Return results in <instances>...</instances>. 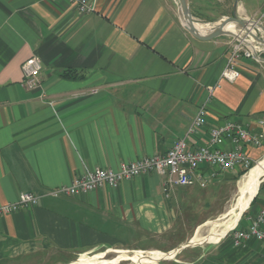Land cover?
I'll use <instances>...</instances> for the list:
<instances>
[{
    "label": "crops",
    "instance_id": "crops-1",
    "mask_svg": "<svg viewBox=\"0 0 264 264\" xmlns=\"http://www.w3.org/2000/svg\"><path fill=\"white\" fill-rule=\"evenodd\" d=\"M188 1L193 18L205 25L235 16L264 26V0ZM88 2L94 11L80 14L69 0H0V205L22 192L44 195L36 206L0 217V264L148 250L154 247L142 245L153 238L162 241L154 249L176 254L237 171L210 178L202 167L192 185L167 194L155 173L80 196L46 194L86 171L165 153L203 106L206 122L191 147L206 145L210 128L225 121L264 131V61L241 58L238 79H220L232 37H193L171 0ZM33 56L41 72L39 87L29 91L22 65ZM69 72L75 78L63 76ZM229 147V141L222 145ZM244 152L252 161L264 155L249 146ZM259 183L230 230L246 228L264 209V180ZM226 234L178 264H264L262 243L235 246Z\"/></svg>",
    "mask_w": 264,
    "mask_h": 264
},
{
    "label": "built area",
    "instance_id": "built-area-1",
    "mask_svg": "<svg viewBox=\"0 0 264 264\" xmlns=\"http://www.w3.org/2000/svg\"><path fill=\"white\" fill-rule=\"evenodd\" d=\"M69 1L80 14L94 11L93 5L88 0ZM239 34H243L242 37H245L246 41L250 43L251 37L244 36V32H239ZM259 52L260 49L256 45L253 44L251 48L233 38L230 53L220 73V79L234 83L240 75L239 60L241 58L258 60ZM40 72L41 60L36 56L27 59L22 65V86L29 91L37 89ZM209 91L211 94L213 90L209 89ZM206 118L207 110L203 106L197 111L185 137L174 141L163 154L120 163L115 170L97 168L86 171L82 175L74 177L70 184L51 190L46 195L53 198L74 197L104 188L116 189L122 181L148 173H155L160 177L162 191L167 194L174 187L192 185L195 181L192 174L202 167H208L211 170L210 178L238 169L249 171L253 161L244 152V148L249 146L264 149V131L251 132L234 121H225L223 124L210 128L209 141L206 145L191 147L190 139L200 134ZM259 124L264 126V118L259 121ZM225 141L230 142V147L227 149L222 148ZM198 180L201 186L205 185V179L199 177ZM43 196L29 192L19 193L16 201L0 205V217L20 209L36 206ZM236 226L229 231L235 246H240L249 239H254L264 245V209L246 228L237 229Z\"/></svg>",
    "mask_w": 264,
    "mask_h": 264
},
{
    "label": "rangeland",
    "instance_id": "rangeland-1",
    "mask_svg": "<svg viewBox=\"0 0 264 264\" xmlns=\"http://www.w3.org/2000/svg\"><path fill=\"white\" fill-rule=\"evenodd\" d=\"M171 1L173 2L175 9L180 11L179 1L178 0H171ZM180 15H181V11H180ZM228 18H231V17H225L223 19H220L217 22L213 23V25H205L204 23L198 20H195V19H194V22L196 24L205 25L209 29L211 28V26L215 27L218 24L222 23L223 20H226ZM253 33L254 35L259 36L261 39L264 40V33L262 31L256 29L255 31H253ZM246 35L247 34L244 33V36ZM261 45L259 44L260 52L258 53L259 55L258 58L264 59V45L263 44ZM263 161H264V155L260 157L258 160L253 161L252 163L253 166L251 169L257 167ZM247 172L241 174L240 176L237 174H234L235 173L234 172L233 174H231L232 178H228V180L223 181L226 184H224L223 186L217 189L216 199L213 200L208 210H205L202 213L201 221L205 220L206 218L207 220L205 221V224L201 225V227L196 230V232L199 231L198 233L199 238L196 237L197 234L196 232L194 234L195 229H193V231L189 233L190 237L188 241L182 244L193 246V243H201V242L203 243L198 244L191 248L189 246L188 248H185L182 251L179 250L180 252L178 251L176 254L175 253L170 254V255L168 254L167 258H165L164 260H158L156 262L143 263V264H178L177 261L180 260L181 258H184V257L194 258V256H197L202 246L216 243L217 241L220 240V238L224 237L225 234L228 231H230V228L233 227L238 216L242 213V211L247 206L248 201L250 199L249 198L250 195L252 194L253 196L254 194L255 186L258 184L259 181L261 183L264 180V169H263L260 172V177L257 179V181L254 184L250 185L247 190L245 207L243 209L241 206L235 207L238 201V197H239V187H240L242 178L245 174H247ZM230 212L231 214H229ZM184 220L185 222H187V219L185 218L182 220L183 223H184ZM212 232L214 233L210 234ZM229 235H231L230 232L228 233L227 236ZM208 241H211V242L206 243ZM144 244L145 245H142V246L152 245L154 248H157V247L162 246V241L156 238H153L151 241H148V243H144ZM154 248L148 249V250L124 249V248L103 249V250L75 255L74 257L71 258V260L64 261V262L61 261V258H57V262H53L52 260L50 261L49 264H54V263H57V264H141V263H136L135 260L138 259L142 262L145 255L147 256L153 252H159L163 254L170 253L169 251H160Z\"/></svg>",
    "mask_w": 264,
    "mask_h": 264
},
{
    "label": "water",
    "instance_id": "water-1",
    "mask_svg": "<svg viewBox=\"0 0 264 264\" xmlns=\"http://www.w3.org/2000/svg\"><path fill=\"white\" fill-rule=\"evenodd\" d=\"M178 1H179V7H180L181 14L187 22V25L183 23V27L193 37L197 39H201V40H209V39H213L219 36H230L252 48V45L248 41H246L245 37H242V35L236 32L226 31L223 28L222 24L224 22H230V23H233L234 27L238 29L240 32L246 33L248 36H251L255 41L264 45V40L261 39L259 36L254 35L253 33V31H255L256 29L264 33V27H262L258 21H255L252 19L243 20V19H239L234 16V17L224 20L222 23L218 24L215 27H211L204 32H200L194 26L195 22L191 14L189 1L188 0H178ZM262 60L264 61V59ZM185 248H188V247L186 245H183V246H180L179 250L181 251Z\"/></svg>",
    "mask_w": 264,
    "mask_h": 264
},
{
    "label": "bare ground",
    "instance_id": "bare-ground-1",
    "mask_svg": "<svg viewBox=\"0 0 264 264\" xmlns=\"http://www.w3.org/2000/svg\"><path fill=\"white\" fill-rule=\"evenodd\" d=\"M182 21L185 25H187L186 20L184 19V17L182 16ZM224 21V20H223ZM196 27V29L200 32H204L206 31L208 28L207 26H203L201 24H195L194 25ZM223 28L226 31H235L234 28V24L233 23H228V22H224L222 24ZM212 27V26H211ZM264 169V161L261 162L257 167L251 169L249 172H247V174H245L242 178L240 187H239V197H238V201L235 207H239L241 206L242 209L245 207L246 204V194H247V190L249 188L250 185L254 184L257 179L260 177V172ZM255 173V174H254ZM242 211V210H241ZM231 214V212L229 213ZM212 229V228H211ZM232 230V229H231ZM199 231L197 232V236H198ZM214 232L210 233L213 234ZM197 241V240H196ZM187 247L189 245H186ZM180 248H177L174 252H178ZM168 254H163V253H159V252H153L150 253L149 255H145V257L143 258L142 262L138 259L135 260L136 263H150V262H156L160 259L166 258Z\"/></svg>",
    "mask_w": 264,
    "mask_h": 264
},
{
    "label": "trees",
    "instance_id": "trees-1",
    "mask_svg": "<svg viewBox=\"0 0 264 264\" xmlns=\"http://www.w3.org/2000/svg\"><path fill=\"white\" fill-rule=\"evenodd\" d=\"M73 74H74V73L69 72L68 74H65V75H63V76L66 77V78H75ZM252 166H253V165H252ZM252 166H251L250 168H252ZM247 171H248V170L238 169L237 172H236V174L240 176L241 174H243V173H245V172H247Z\"/></svg>",
    "mask_w": 264,
    "mask_h": 264
}]
</instances>
